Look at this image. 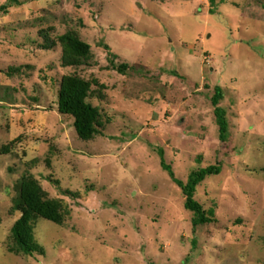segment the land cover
<instances>
[{"label": "rangeland", "instance_id": "1", "mask_svg": "<svg viewBox=\"0 0 264 264\" xmlns=\"http://www.w3.org/2000/svg\"><path fill=\"white\" fill-rule=\"evenodd\" d=\"M10 1L0 0V264H264V0H217L214 13L209 0H20L4 9ZM42 30L53 40L74 31L92 60L64 67L61 45L43 48ZM67 74L97 81L89 101L103 127L91 140L58 110ZM161 149L182 181L222 164L195 194L216 222L194 227ZM25 174L67 212L61 225L37 221L43 254L10 251Z\"/></svg>", "mask_w": 264, "mask_h": 264}, {"label": "trees", "instance_id": "2", "mask_svg": "<svg viewBox=\"0 0 264 264\" xmlns=\"http://www.w3.org/2000/svg\"><path fill=\"white\" fill-rule=\"evenodd\" d=\"M209 1L211 4L210 12L214 13L218 6L217 0ZM13 4L19 5L21 2L20 0H11L8 5H3L2 7L7 9L8 6H13ZM40 35L44 39L42 46L45 49H52L58 43L61 45L62 65L64 67L79 68L82 65L89 64L92 60L91 45L83 41L74 31H68L58 36L57 40L50 39L45 30H42ZM117 68L120 71H125L129 66L124 63ZM94 84H97L96 80H87L77 74L64 75L60 81L58 110L60 113L74 118V127L82 140H91L96 135L102 134L103 120L101 109L89 101L90 97L96 93L93 89ZM222 99V87L216 86L212 103L215 107L214 112L219 126L220 139L227 141L230 135V128L227 112L220 106ZM159 153L162 167L169 172L174 182L182 189L185 196V207L194 214L192 220L194 227L216 222L214 209H205L203 204L195 198V194L198 186L208 176L221 173L222 164L218 162L205 168L193 170L189 174L187 181H182L175 176L172 166L167 164L164 150H159ZM11 211L13 213L18 212L20 216L11 228V238L14 243L10 247V251L26 255H34L36 252L44 253V250L38 245L34 237L37 221L43 218L61 225L65 222L67 214L62 202L58 199L50 198L40 182L32 174L22 176L18 193L13 199Z\"/></svg>", "mask_w": 264, "mask_h": 264}]
</instances>
